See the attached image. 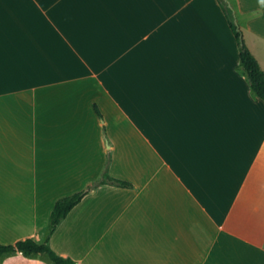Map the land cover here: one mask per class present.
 I'll return each instance as SVG.
<instances>
[{"label":"crops","instance_id":"obj_1","mask_svg":"<svg viewBox=\"0 0 264 264\" xmlns=\"http://www.w3.org/2000/svg\"><path fill=\"white\" fill-rule=\"evenodd\" d=\"M220 9L0 0V242L44 241L57 200L101 178L111 154L109 174L131 185L88 192L50 237L58 253L264 264V100L234 51L196 37ZM240 9L264 38V0Z\"/></svg>","mask_w":264,"mask_h":264},{"label":"trees","instance_id":"obj_2","mask_svg":"<svg viewBox=\"0 0 264 264\" xmlns=\"http://www.w3.org/2000/svg\"><path fill=\"white\" fill-rule=\"evenodd\" d=\"M222 6L228 16L229 23L235 33L240 44V58L241 66L248 75V79L252 90L264 100V69L251 50L246 44L243 37V32L239 25L234 21L230 15V11L226 6L225 0H220ZM100 115V109L97 107ZM111 161V154H109L108 161L103 173V176L94 182L90 183L86 188L70 195L60 197L54 208L51 211L50 222L47 231V236L44 242H38L33 238H25L13 243L0 242V258L6 253L23 252L26 255H33L36 253L47 254L55 264H77L72 257H66L58 253L53 247L49 245V240L53 232L56 230L58 224L68 216L70 211L90 192L94 187L101 183L110 182L118 185L130 186L129 181H125L109 174V165Z\"/></svg>","mask_w":264,"mask_h":264},{"label":"rangeland","instance_id":"obj_3","mask_svg":"<svg viewBox=\"0 0 264 264\" xmlns=\"http://www.w3.org/2000/svg\"><path fill=\"white\" fill-rule=\"evenodd\" d=\"M225 1H226V6L230 11L231 17L239 25L240 29L243 32V37L245 39L246 44L252 49V51L259 58V60H261L262 65L264 67V38H262L257 33L253 32L251 29H249L247 24L248 18L244 17V13L240 9V0H225ZM251 13H252L251 14L252 17L258 15V11ZM203 23L204 24L202 26L203 27L202 34H200L199 32L196 36L199 39V44L202 42L201 46H227V48H229V52L234 51L236 54V59L238 62L237 70H239L242 74L248 77L247 73L244 71L240 63L239 41L236 35L232 32L228 24L226 14H224V12L220 9L217 18L213 17L211 20L205 19L203 20ZM251 91L252 94H255V92L252 89ZM49 222H50V218L48 221V225L46 227L45 239L47 236ZM25 257L38 259L39 261H42L43 264H55L47 254L36 253L33 255H26L23 252H11L4 254L0 258V264H29V261L26 260Z\"/></svg>","mask_w":264,"mask_h":264}]
</instances>
